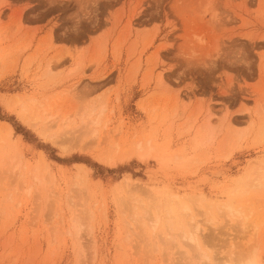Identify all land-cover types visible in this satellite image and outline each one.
Instances as JSON below:
<instances>
[{
  "label": "rangeland",
  "instance_id": "rangeland-1",
  "mask_svg": "<svg viewBox=\"0 0 264 264\" xmlns=\"http://www.w3.org/2000/svg\"><path fill=\"white\" fill-rule=\"evenodd\" d=\"M0 122V264H264V0H0Z\"/></svg>",
  "mask_w": 264,
  "mask_h": 264
},
{
  "label": "bare ground",
  "instance_id": "bare-ground-1",
  "mask_svg": "<svg viewBox=\"0 0 264 264\" xmlns=\"http://www.w3.org/2000/svg\"><path fill=\"white\" fill-rule=\"evenodd\" d=\"M30 103H31V105L34 106L38 102L36 99H31ZM9 106H10V110L13 113H18V114L21 113L20 108L21 107L23 108L21 100L18 96L14 97V99L10 102ZM21 114H22L21 115L22 121L29 126H35L36 122H38V118H35V120H34V119L29 118L26 114H23V113H21ZM93 123L98 126L99 121L94 120ZM96 125H95V127H97ZM95 133H96V129L94 132V136L96 135ZM12 134H13V128L11 127V125L0 122V135L3 139V141L9 142L10 139L12 138ZM41 135L44 138L49 137L46 130H42ZM139 149L142 151L143 147L139 146ZM136 152L137 151H135L134 153H136ZM140 155H142V154L138 153L137 157L142 159V156H140ZM41 163L46 164V161L44 160L43 156L41 159ZM79 167L81 169H83L86 173L88 172L86 167H84L83 165L79 166ZM260 179L261 178L259 177L258 181H260ZM126 184L129 187V180H127V179H126ZM259 184H260V182H259ZM199 198L200 199H197L196 201L197 202H203L204 198L203 197H199ZM222 207L225 209L228 216L238 217V218H240V220L242 222H244L245 218L243 219V216H244L243 211L234 208L232 203L228 202L226 204H223ZM180 209H181V213L178 217V223L180 226H182L181 237H182L183 241L188 246H190V248L194 251L195 255L199 259L203 260V259L208 258L207 255L205 254L204 250L202 249V242H201L202 241V238H201L202 229L200 227V224L196 221L195 217L192 215L191 208H190L189 204H187V202H185L183 200L182 202H180ZM146 214H148V212ZM239 264H259L258 263V257L256 254L250 255L246 259H240Z\"/></svg>",
  "mask_w": 264,
  "mask_h": 264
}]
</instances>
